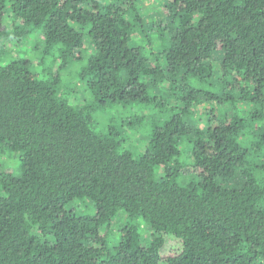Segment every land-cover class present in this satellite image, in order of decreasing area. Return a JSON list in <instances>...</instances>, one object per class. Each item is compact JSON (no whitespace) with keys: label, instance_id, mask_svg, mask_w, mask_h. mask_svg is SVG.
Returning <instances> with one entry per match:
<instances>
[{"label":"trees","instance_id":"trees-1","mask_svg":"<svg viewBox=\"0 0 264 264\" xmlns=\"http://www.w3.org/2000/svg\"><path fill=\"white\" fill-rule=\"evenodd\" d=\"M153 2L0 0V264H264V0Z\"/></svg>","mask_w":264,"mask_h":264},{"label":"rangeland","instance_id":"rangeland-1","mask_svg":"<svg viewBox=\"0 0 264 264\" xmlns=\"http://www.w3.org/2000/svg\"><path fill=\"white\" fill-rule=\"evenodd\" d=\"M140 4L142 5V8L144 9V15L146 18H148L149 21H152L155 19V8H154V2L153 0H139ZM156 2V1H155ZM7 12V11H6ZM30 40H32V43H34V38L31 36H27ZM26 38V39H27ZM14 47V52L19 56H24L26 55L28 58L32 59L33 61L36 60L37 56L32 49V46L26 43L25 40L17 42ZM57 56V53L54 52L51 54L47 59L46 63L43 64L41 67H36L35 69H43V67L48 68L49 66L53 65V61L55 60ZM84 62H80L79 64H76L78 68H80ZM73 64H70L68 67L71 68ZM73 82L76 84H79L80 80L75 76V72H73ZM83 83V82H82ZM80 88H84V86H80ZM79 88V89H80ZM123 108H113L110 110H104L102 108L96 109L95 115H96V122L99 127H102V125H107V124H115L117 125L119 122H121L122 119H125V115L122 114ZM143 110H137L134 111L132 109H127L124 112L128 113V116H134V114H141ZM127 115V114H126ZM15 165V164H14Z\"/></svg>","mask_w":264,"mask_h":264}]
</instances>
